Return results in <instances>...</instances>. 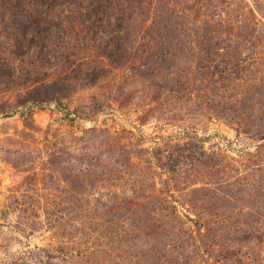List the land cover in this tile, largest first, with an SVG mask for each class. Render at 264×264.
I'll return each mask as SVG.
<instances>
[{
  "label": "rangeland",
  "instance_id": "374dc122",
  "mask_svg": "<svg viewBox=\"0 0 264 264\" xmlns=\"http://www.w3.org/2000/svg\"><path fill=\"white\" fill-rule=\"evenodd\" d=\"M0 264H264V0H0Z\"/></svg>",
  "mask_w": 264,
  "mask_h": 264
},
{
  "label": "trees",
  "instance_id": "16d2710c",
  "mask_svg": "<svg viewBox=\"0 0 264 264\" xmlns=\"http://www.w3.org/2000/svg\"><path fill=\"white\" fill-rule=\"evenodd\" d=\"M14 23H16V25H18V23L16 22V20H15V22Z\"/></svg>",
  "mask_w": 264,
  "mask_h": 264
}]
</instances>
